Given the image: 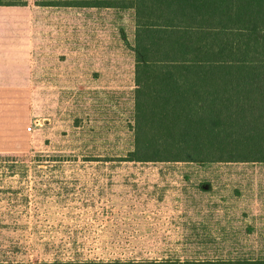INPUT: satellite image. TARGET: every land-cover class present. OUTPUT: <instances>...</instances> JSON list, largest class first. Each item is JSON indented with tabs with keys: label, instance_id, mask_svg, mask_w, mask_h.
I'll use <instances>...</instances> for the list:
<instances>
[{
	"label": "rangeland",
	"instance_id": "374dc122",
	"mask_svg": "<svg viewBox=\"0 0 264 264\" xmlns=\"http://www.w3.org/2000/svg\"><path fill=\"white\" fill-rule=\"evenodd\" d=\"M3 1L36 25L33 86L0 105V262L264 263V164L123 161L132 11Z\"/></svg>",
	"mask_w": 264,
	"mask_h": 264
},
{
	"label": "trees",
	"instance_id": "16d2710c",
	"mask_svg": "<svg viewBox=\"0 0 264 264\" xmlns=\"http://www.w3.org/2000/svg\"><path fill=\"white\" fill-rule=\"evenodd\" d=\"M43 6L132 11L134 143L123 161L264 164V0Z\"/></svg>",
	"mask_w": 264,
	"mask_h": 264
},
{
	"label": "crops",
	"instance_id": "0c3cea01",
	"mask_svg": "<svg viewBox=\"0 0 264 264\" xmlns=\"http://www.w3.org/2000/svg\"><path fill=\"white\" fill-rule=\"evenodd\" d=\"M26 12L22 6H0V105L15 103L23 88L33 86L31 51L36 23Z\"/></svg>",
	"mask_w": 264,
	"mask_h": 264
},
{
	"label": "built area",
	"instance_id": "2783aa9c",
	"mask_svg": "<svg viewBox=\"0 0 264 264\" xmlns=\"http://www.w3.org/2000/svg\"><path fill=\"white\" fill-rule=\"evenodd\" d=\"M31 128H28V131L30 132Z\"/></svg>",
	"mask_w": 264,
	"mask_h": 264
}]
</instances>
